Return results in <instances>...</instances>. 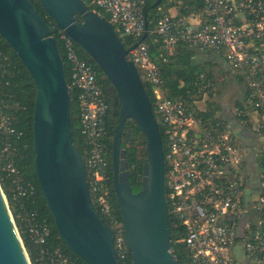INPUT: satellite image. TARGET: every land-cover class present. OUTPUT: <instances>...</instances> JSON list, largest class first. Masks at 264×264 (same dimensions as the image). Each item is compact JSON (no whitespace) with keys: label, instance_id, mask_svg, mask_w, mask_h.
Masks as SVG:
<instances>
[{"label":"built area","instance_id":"2783aa9c","mask_svg":"<svg viewBox=\"0 0 264 264\" xmlns=\"http://www.w3.org/2000/svg\"><path fill=\"white\" fill-rule=\"evenodd\" d=\"M150 1L94 0V4L122 39L131 40L127 48L138 44L127 60L135 65L144 86L150 87L152 110L165 133L168 214L184 231L177 243L184 244L190 264H241L239 247L248 264H264V149L259 156L260 186L253 196L243 149L229 122L200 115L198 101L216 94V81L202 73L186 88L185 97H169L160 63L152 58L150 44L142 40ZM191 15L198 17L197 25L188 22ZM149 35L164 44L169 55L180 44L223 55L244 84L245 101L236 107L235 118L241 121L248 112H255L264 130V0H205L201 11L188 16L161 14ZM59 38L64 64L71 71L69 94L77 92L92 206L113 232L117 258L123 264L131 252L115 208L107 126L110 106L97 66L79 55L78 44L65 30H59ZM10 75L9 58L0 51V165L12 180L14 198L20 200L35 196L36 188L22 178L14 159L11 139H20L23 133L15 128L10 99L4 92ZM29 233L34 244L42 247V259L73 264L61 247H44L51 235L47 224L30 222Z\"/></svg>","mask_w":264,"mask_h":264},{"label":"water","instance_id":"95a60500","mask_svg":"<svg viewBox=\"0 0 264 264\" xmlns=\"http://www.w3.org/2000/svg\"><path fill=\"white\" fill-rule=\"evenodd\" d=\"M56 25L78 44L110 85L118 117L112 141L113 189L131 252V264H182L173 253L167 208L163 137L151 99L130 51L105 16L86 0H40ZM163 0H156L159 7ZM146 11L145 34L149 22ZM77 17H81L79 21ZM0 35L18 55L36 86L33 116L35 172L67 249L85 264H121L111 229L94 210L84 156L73 141L71 100L53 28L31 0H0ZM146 139L141 187L133 192L123 148L127 121ZM129 139V135H128ZM248 264L246 260H239ZM0 264H32L0 182Z\"/></svg>","mask_w":264,"mask_h":264},{"label":"trees","instance_id":"16d2710c","mask_svg":"<svg viewBox=\"0 0 264 264\" xmlns=\"http://www.w3.org/2000/svg\"><path fill=\"white\" fill-rule=\"evenodd\" d=\"M31 1L37 11L43 16L45 21L53 28V35L57 41L59 52L63 58V61H65V50L63 47V43L59 38L60 28L46 12L40 0ZM155 1L156 0H151L146 8V11L148 10L147 20L149 22V32L155 27V21L162 14L160 12V9L164 5H167L168 9L177 7L180 14L187 16L192 13L201 11L205 6V0H163L162 4L159 7L154 8L153 4L155 3ZM86 2L90 9L97 10L101 14L104 13L102 10L95 6L94 0H86ZM77 19L79 21L82 20L81 17H77ZM146 41L150 44L152 58L157 63H160V67L165 78L166 89L170 98L185 97L186 88L188 86L191 87L193 82L197 79V76L202 73H206L210 78H212L210 76L211 73H207V70L204 67L203 63L199 62V54L197 52L198 50H190L189 48H186L184 44H180L176 48L175 52L172 55H169L167 50L165 49L164 44H162L161 42L156 43L150 35L146 38ZM123 42L126 47L131 44V40L129 38H123ZM0 51L8 56L11 63V75L6 80V82H8V85L4 87V92L10 99V111L14 114L15 117V128L17 132L23 133L20 139H11V143L15 148V163L22 178L26 182L33 184L36 188L35 196L16 200L14 198L12 180L11 178L7 177V174L2 170V167L0 165L1 186L4 190L5 195L7 196L10 209L14 215L15 222L24 242L25 248L30 256L32 264H50L46 259H42L40 255L42 247L34 244L29 233L30 222L47 224L51 229V235L49 236L47 244L44 247H47L51 250L61 247L64 254L70 259L73 264H85V262L79 256L68 250L66 245L62 241L55 227L53 215L48 207L45 197L41 192L39 181L36 176L34 165L35 152L33 143V116L36 100V86L28 70L26 69L18 55L13 51V49L1 35ZM78 52L81 57L90 60V58L83 52L80 47H78ZM164 58L166 59L165 62L163 61ZM64 67L67 82L70 84V68L68 65H66V63L64 64ZM99 81L103 85L104 91L107 96V102L110 106V114L109 118L107 119V126L110 135L109 147L111 150L110 172L113 177L111 159L112 141L114 136V126L118 117V107L114 105L113 100L110 98V96L112 95L110 85L103 74L100 72V70ZM145 88L149 97L153 100V95L150 87L145 85ZM212 95L213 94H211L210 96ZM76 96V91L70 93L72 138L75 145L79 147L82 154L85 156L86 146L80 128V116ZM217 109H220V107L217 106L215 109H213V111H216ZM213 111L203 112L200 113V115L205 118H211L214 115ZM125 133L126 134L123 140V148L127 151V161L132 173L130 182L133 188V192L136 193L141 187L143 164L147 160V154L145 151L146 139L144 134L139 129L138 125L132 120L127 121ZM161 133L163 137L164 149L166 151L167 142L165 133L163 130H161ZM114 198L117 215L122 220L116 197ZM21 205H23V209L21 208ZM31 214H35V217L33 218ZM169 223L172 230L174 255L182 264H190L189 254L184 244L177 243L180 237L184 235L183 229L172 220L171 216H169ZM131 261L132 258L130 253L127 262L123 264H131Z\"/></svg>","mask_w":264,"mask_h":264},{"label":"crops","instance_id":"0c3cea01","mask_svg":"<svg viewBox=\"0 0 264 264\" xmlns=\"http://www.w3.org/2000/svg\"><path fill=\"white\" fill-rule=\"evenodd\" d=\"M166 10H168V8ZM168 13L172 16H176L179 14V11L177 10V8L172 7L168 10ZM187 20L192 25H197L199 22L198 17L193 15L189 16ZM197 52L199 54V62L203 63L204 67L207 70V73H211L210 76L216 81L217 88L220 87V84L228 86L227 83L233 79L238 81V83L240 84V94L237 100L234 102L235 104L229 105L228 107H221L220 105L211 102L214 101V96L219 93L218 90L216 95L214 94L208 97L209 100L207 101L209 105L208 107H206V109H203L202 106H200L199 104L198 106L199 109L203 112L213 111V109H215L217 106L220 107V109L213 111V116L221 117L227 120L231 129L235 133V136L237 137V140L241 145V148L243 149V154L245 156V166L249 178L248 190L250 194L255 196L256 191L259 189L260 186L259 174L262 169L260 164L261 159L259 158L260 150L264 149V130H261L260 128L262 118L255 112H248V116H246L243 121H239L235 118L234 111L236 107L240 106L245 101L244 84L242 82V79L234 72L231 65L227 62L223 55L210 51L198 50ZM255 177L259 179V183L256 180L254 181ZM254 184L258 185L255 186ZM237 257L239 260H246L241 247L237 249Z\"/></svg>","mask_w":264,"mask_h":264},{"label":"rangeland","instance_id":"374dc122","mask_svg":"<svg viewBox=\"0 0 264 264\" xmlns=\"http://www.w3.org/2000/svg\"><path fill=\"white\" fill-rule=\"evenodd\" d=\"M175 8H177V7H175ZM166 9H167V5L162 6L160 12L162 14L164 12L169 14L168 13L169 9L168 10H166ZM177 10H178V8H177ZM169 15H171V14H169ZM214 72H215V70H214ZM227 85L228 86H226L224 84L223 85L220 84V87L218 88L219 93L217 95L215 94L216 96H214V99H213L214 101H211V102H214L215 104H218L221 107H225V106L228 107L229 105L235 104L234 102L237 100V98L239 97V94H240L239 93L240 92V90H239L240 84L238 83V81L233 79L230 82H228ZM207 100H209L208 96H204L201 100L198 101L199 105L202 106L203 109H206V107H208V105H209Z\"/></svg>","mask_w":264,"mask_h":264},{"label":"flooded vegetation","instance_id":"af4514ba","mask_svg":"<svg viewBox=\"0 0 264 264\" xmlns=\"http://www.w3.org/2000/svg\"><path fill=\"white\" fill-rule=\"evenodd\" d=\"M124 137H125V135H124ZM124 137H123V140H124ZM111 159H112V155H111ZM255 180L258 181L259 179H258L257 177H255V178H254V181H255ZM258 183H259V181H258ZM251 184H252V183H251ZM254 185H255V184H254ZM257 185H258V184H257ZM257 185H255V186H257ZM252 187H253V186H252ZM253 188H254V187H253ZM250 189H251V188H250Z\"/></svg>","mask_w":264,"mask_h":264}]
</instances>
